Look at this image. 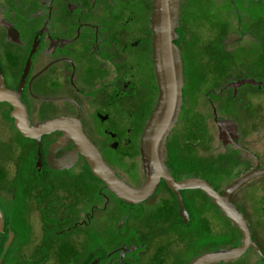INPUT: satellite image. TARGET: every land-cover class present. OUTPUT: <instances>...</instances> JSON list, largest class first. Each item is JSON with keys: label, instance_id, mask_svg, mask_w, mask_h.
<instances>
[{"label": "flooded vegetation", "instance_id": "obj_1", "mask_svg": "<svg viewBox=\"0 0 264 264\" xmlns=\"http://www.w3.org/2000/svg\"><path fill=\"white\" fill-rule=\"evenodd\" d=\"M134 2L138 5L133 6ZM183 3L184 0H181L174 40L183 63V99L179 117L166 139L165 162L170 173L178 180L198 177L209 181V177L203 176V167L211 171L210 175L214 177L217 168L213 170L211 165L214 163L208 160L214 161L219 159L220 154H225L226 158L220 165L236 169L233 175L238 178L256 167H262L258 153L262 149L261 140L250 136L242 128L240 116V112H246L248 107L239 90L255 80L230 79L219 89L216 88L217 94L230 91V97L238 107L241 106L240 110L218 104L217 100L210 98L209 93H203L204 96L195 105L191 103L194 101L187 88L200 91L201 85L186 71L185 57H189L190 32L181 24ZM135 7H139L140 12L135 11ZM153 7L154 0H0V75L6 86L14 90H18L24 78L21 97L27 107L30 123L38 124L58 117L79 119L81 130L98 148L108 165L125 181L127 178L118 170L119 165L131 160L134 181L130 184L136 187L145 181L142 136L160 96L154 60ZM144 17L146 21L142 23ZM204 100L210 106L208 113L204 110ZM12 110L10 102L0 101V165L9 164L14 158L16 167L13 174L5 175L0 170V181H4L0 186V264H12L11 244L18 236L9 210L13 207L12 200L22 179L49 188L52 184L50 170L68 171L78 162L87 164L85 157L79 153L72 167H54L50 164V147L63 135L62 129L46 133L40 140L26 136L18 129L11 115ZM222 110L228 112L223 115ZM220 123L223 125L220 126ZM177 127L180 132L173 142L170 136ZM19 137L22 142H19ZM204 144L211 146L202 149ZM73 148V142L69 141L54 151V159L61 158ZM38 155L41 167L38 165ZM179 168L191 173L186 176L178 174L181 176L178 178L174 171ZM162 183L153 195L133 204L144 205L145 210L137 212V215L138 218L145 215L141 220L145 228H155L162 234L161 229L150 222L165 221L173 216H176L177 224L186 225L194 221L196 214L199 223L202 214L192 212L189 202L186 204L192 191L181 190V205L172 189L179 206L177 213L172 207L174 197ZM240 189L234 192L232 201L250 221L246 209L247 196H243ZM158 200L160 204L148 214L147 203L154 204ZM196 202V199L192 200V203ZM166 205L171 210L169 216L153 218L152 213ZM182 207L187 210L188 219L182 215ZM53 208L46 206L44 211ZM65 209L68 212L62 215V221L72 216L70 206H65ZM11 232L13 237L10 239ZM137 232L141 234L137 238L140 242L146 235L142 234L140 228ZM252 233L256 245L261 247L259 243L264 237L259 238V233L253 228ZM251 246L260 251L256 246ZM123 250L118 258L121 264L140 263V249L136 245H128ZM108 256L109 252L95 249L82 264H110ZM25 263L36 264L32 261L28 263L27 259L19 264Z\"/></svg>", "mask_w": 264, "mask_h": 264}, {"label": "rangeland", "instance_id": "obj_2", "mask_svg": "<svg viewBox=\"0 0 264 264\" xmlns=\"http://www.w3.org/2000/svg\"><path fill=\"white\" fill-rule=\"evenodd\" d=\"M136 5L134 2L133 6ZM138 8L135 11L140 12ZM182 23L190 32L189 57H185L187 75H192L201 85L200 91L186 90L192 96V104L201 100L203 93H209L218 104L240 110L230 91L217 94L216 88L230 79L255 80L239 90L248 107L246 112H240L241 126L250 136L260 138L262 149L258 153L264 167V0H184ZM203 103L208 113V101ZM227 112L221 111L223 115ZM176 131L170 136L173 142L178 138L179 127ZM18 140L22 142L20 137ZM210 146L205 144L202 149ZM14 161L12 158L9 164L1 163L3 174L16 171ZM129 161L122 162L117 169L131 183L134 174ZM235 170L225 165L214 177L231 179L235 177L232 176ZM49 173L52 177L49 188L22 179L12 200L10 220L18 236L11 244L12 264L22 263L23 259L36 264H82L92 250L99 248L110 253L107 257L110 264H121L118 258L128 245L140 249V263L133 264H184L199 255L204 247H213L212 250L234 247L239 238L238 229L199 188L193 189L186 204L189 202L192 212H200L202 220L197 223L196 214L194 221L186 225L177 224L176 216L165 221L152 220L150 223L161 229L160 234L155 228H145L141 222L145 215L138 218L137 212L145 210L144 205L121 202L90 174L83 162L68 171L50 170ZM0 182L2 186L4 181ZM240 188L242 195L247 196L246 209L252 228L260 234H257L259 238L264 237V174ZM48 190L51 191L47 194ZM193 199L197 200L195 204ZM158 202L147 203L148 214L156 209ZM67 205L72 216L62 221V215L68 212ZM46 206L54 208L44 211ZM138 228L146 235L140 242ZM262 243L264 238L259 243L261 247L258 246L259 255L254 247H249L238 257L210 264H264Z\"/></svg>", "mask_w": 264, "mask_h": 264}, {"label": "water", "instance_id": "obj_3", "mask_svg": "<svg viewBox=\"0 0 264 264\" xmlns=\"http://www.w3.org/2000/svg\"><path fill=\"white\" fill-rule=\"evenodd\" d=\"M181 0H154L152 25L154 31V60L156 75L160 87V96L150 120L142 136V154L145 171V181L141 186H133L120 177L104 160L102 154L88 136L81 130L79 119L58 117L38 124H31L28 119L27 107L21 97L22 84L18 90L6 86L0 75V101H8L13 105L11 115L18 129L26 136L37 140L42 135L62 129L63 135L50 147V164L56 168H70L81 153L92 173L101 179L107 188L116 196L129 203L143 201L153 195L161 181L167 183L183 204L181 190L189 188L202 189L231 218L242 233V241L238 246L210 250L199 254L186 264H210L232 259L242 255L251 245H256L252 227L241 209L232 201L234 192L243 184L264 174V167H256L246 174L234 179L224 190H217L209 181L198 177L176 179L168 170L165 162L166 139L175 125L182 106L184 73L180 50L174 42L179 23ZM229 124V123H228ZM223 123H220L222 126ZM69 141L73 142L72 151L59 159H54V151ZM41 167L40 155L37 157ZM182 215L188 219L187 210L182 207ZM2 218L0 222L1 230ZM13 232L10 234V239ZM10 239L8 243L10 242ZM262 254V253H261Z\"/></svg>", "mask_w": 264, "mask_h": 264}, {"label": "trees", "instance_id": "obj_4", "mask_svg": "<svg viewBox=\"0 0 264 264\" xmlns=\"http://www.w3.org/2000/svg\"><path fill=\"white\" fill-rule=\"evenodd\" d=\"M204 141H207V140H204ZM205 145V144H204ZM203 145V146H204ZM211 145V144H210ZM208 149V148H207ZM176 155H178V154H175V156ZM223 158H226V155L225 154H220L219 155V159H216V160H214V161H211V160H208V162L210 163H214V164H212L211 165V167H212V169L213 170H215L216 168H217V170H216V173H220V172H222L223 170H224V166L222 165H220V163H221V161H223L224 159ZM206 159H204V164H206ZM86 166H87V170L90 172V174L94 177V178H96L97 180H99V181H101L103 184H104V182L101 180V179H99L98 177H96L93 173H92V171H91V169H90V167H89V165H88V163L86 164ZM186 170L184 169V168H179V169H177L176 171H174V174L175 175H177L178 176V174L180 175V174H182V175H184V176H186V175H188V174H190L191 172H190V170L188 171V172H185ZM210 172L211 171H207L204 167H203V176L205 177V178H208V180L210 181V183H212V185L215 187V188H217L219 191H222L229 183H231L234 179H235V177H233V178H231V179H229V178H227V179H224V178H222V177H218V178H214L213 176H211L210 175ZM215 173V174H216ZM232 176H234V175H232ZM178 178H181V176H178ZM163 186L164 187H166L167 189H169L170 191H171V194L173 195V197H174V200H175V202H174V205L172 204V207L173 208H175L176 209V211H177V213H178V202H177V199L175 198V195H174V193L172 192V188L170 187V186H168L167 185V183L166 182H164L163 181ZM104 187L105 188H107L106 187V185L104 184ZM109 191H111L109 188H107ZM193 189H195V188H189V189H183V190H188V191H193ZM200 189V188H199ZM202 190V189H201ZM112 192V191H111ZM202 192L211 200V201H213L203 190H202ZM113 193V192H112ZM114 194V193H113ZM115 195V194H114ZM116 196V195H115ZM121 202H123V203H125V204H130V205H133L134 203H129V202H126V201H124V200H122L121 198H119L118 196H116ZM214 202V201H213ZM215 203V202H214ZM168 204V203H167ZM216 204V203H215ZM216 206L219 208V206L216 204ZM166 207V208H165ZM163 209H159V210H156L155 212H153L152 213V216H153V218L154 217H156V218H158V217H160V218H166L167 216H169V213L168 212H171V210H170V207L169 206H165ZM166 209V210H165ZM219 211L220 212H222V213H224L220 208H219ZM225 216H227L226 214H225ZM228 217V216H227ZM178 218L182 221V217L178 214ZM229 218V220L230 221H232L231 220V218L230 217H228ZM250 222V221H249ZM233 223V222H232ZM233 225L238 229V231H239V238L237 239V241H236V245H234V246H238V245H240L241 244V241H242V233H241V230H240V228L236 225V224H234L233 223ZM216 247V246H215ZM214 247V248H215ZM218 247H220V246H217L216 248H218ZM253 246H251V248H252ZM213 249V247L212 248H207V247H204L202 250H199V254H202V253H205V252H207V251H210V250H212ZM257 251L258 250H256V253H257ZM258 255H259V252H258ZM196 256H198V254L196 255ZM193 258H195V256L193 257ZM193 258H191L190 260H192ZM186 263H188V261L187 262H185L184 264H186Z\"/></svg>", "mask_w": 264, "mask_h": 264}]
</instances>
